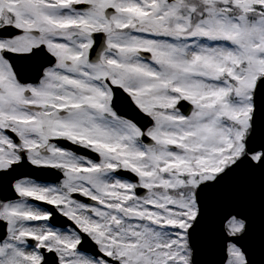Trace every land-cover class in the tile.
Wrapping results in <instances>:
<instances>
[{
    "label": "snow or ice",
    "instance_id": "1",
    "mask_svg": "<svg viewBox=\"0 0 264 264\" xmlns=\"http://www.w3.org/2000/svg\"><path fill=\"white\" fill-rule=\"evenodd\" d=\"M0 264H264V0H0Z\"/></svg>",
    "mask_w": 264,
    "mask_h": 264
}]
</instances>
